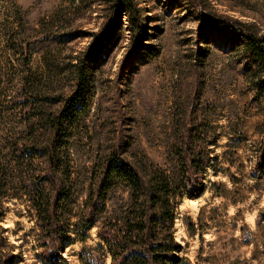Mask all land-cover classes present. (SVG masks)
<instances>
[{
  "label": "rangeland",
  "instance_id": "rangeland-1",
  "mask_svg": "<svg viewBox=\"0 0 264 264\" xmlns=\"http://www.w3.org/2000/svg\"><path fill=\"white\" fill-rule=\"evenodd\" d=\"M85 67L74 119L57 118L78 90L80 62L110 18L113 0H0V254L9 264H49L38 245V209L53 185L43 178L48 147L71 197L59 204L68 240L56 264H82L98 236L134 206L122 180L106 189L87 223L86 203L106 157L117 153L174 188L173 236L192 264H264V172L252 171L264 134V64L227 19L264 36V0H134ZM57 122L52 127V123ZM32 146L31 153L19 152ZM204 149V192L181 187L182 162ZM38 183V190L29 187ZM97 186H94V190ZM85 239H80L83 235ZM8 264V263H7Z\"/></svg>",
  "mask_w": 264,
  "mask_h": 264
},
{
  "label": "trees",
  "instance_id": "trees-1",
  "mask_svg": "<svg viewBox=\"0 0 264 264\" xmlns=\"http://www.w3.org/2000/svg\"><path fill=\"white\" fill-rule=\"evenodd\" d=\"M134 0H113L110 7V18L102 34H96L92 44L85 51L83 60L78 69V90L66 99L57 122L52 127L59 131L63 120L74 119L79 103L82 99L81 87L85 76L86 64L94 58L103 46L114 27L116 15L120 12L129 15V30L135 35H141L142 24ZM227 25L234 31L250 50L252 55L264 64V36L260 37L250 31L242 22L227 19ZM264 83V82H263ZM264 86V85H263ZM32 146H24L19 152L31 153ZM46 155L43 178L48 179L53 185V194L46 200V206L39 204L37 225L39 227L38 245L43 256L49 264H56L60 259L68 240V224L60 219L57 211L59 204L71 197V192L64 186L58 172L57 157L55 152L48 147L40 148ZM210 162L209 153L200 149L191 160L182 162L183 175L180 176L181 187L185 189L190 199H196L204 192L205 171ZM255 175L264 172V134L258 147L256 164L252 170ZM147 174L132 162L117 153L106 157L101 166L98 178L91 186L86 203V222H92L98 211L103 206L106 189L115 180L124 181L132 190L134 206L122 218L121 223L104 226L98 236L103 240L111 258V264H192L189 260L181 258L178 251L181 244L173 236L172 228L174 212L169 207L168 195L174 189L167 177L157 172ZM97 186L94 190V186ZM29 187L38 190V183H30ZM65 198V199H64ZM1 214V212H0ZM264 220V213L257 217V221ZM85 239L84 234L79 236ZM13 259L10 252L0 254V264H9ZM82 264H105V255L98 253L93 248L84 249L79 254Z\"/></svg>",
  "mask_w": 264,
  "mask_h": 264
}]
</instances>
